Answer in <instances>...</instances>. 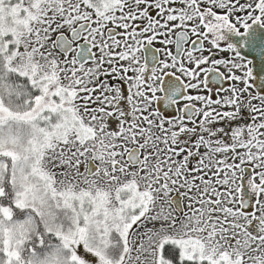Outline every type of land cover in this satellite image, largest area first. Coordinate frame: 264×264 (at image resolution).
I'll list each match as a JSON object with an SVG mask.
<instances>
[{"label": "snow or ice", "instance_id": "6c2138e0", "mask_svg": "<svg viewBox=\"0 0 264 264\" xmlns=\"http://www.w3.org/2000/svg\"><path fill=\"white\" fill-rule=\"evenodd\" d=\"M0 264H264V0H0Z\"/></svg>", "mask_w": 264, "mask_h": 264}]
</instances>
